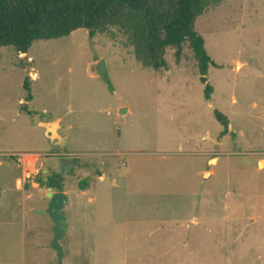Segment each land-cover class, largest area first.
<instances>
[{"label": "rangeland", "instance_id": "rangeland-1", "mask_svg": "<svg viewBox=\"0 0 264 264\" xmlns=\"http://www.w3.org/2000/svg\"><path fill=\"white\" fill-rule=\"evenodd\" d=\"M196 30L218 65L210 101L188 45L180 62L168 49L159 72L116 29L37 41L24 55L0 48V264H59L49 200L24 199L13 168L24 152L41 153L44 170L60 165L39 127L56 119L77 165L61 264H264V0H225ZM215 111L230 120L225 136ZM97 161L89 181L84 163Z\"/></svg>", "mask_w": 264, "mask_h": 264}, {"label": "trees", "instance_id": "trees-1", "mask_svg": "<svg viewBox=\"0 0 264 264\" xmlns=\"http://www.w3.org/2000/svg\"><path fill=\"white\" fill-rule=\"evenodd\" d=\"M225 0H0V48L12 47L20 55L28 54L37 41L71 37L77 31L90 38L118 30L133 48L135 59L144 68L161 71L167 68L168 49L176 50L177 61L189 46L197 62L208 101L214 88L208 83L212 60L204 37L196 30L197 19ZM77 32V33H76ZM27 101L32 100L30 81L25 80ZM26 110L25 107H23ZM229 133L230 120L214 112ZM37 176L44 189L64 192V178L55 172ZM86 190L87 180L79 185Z\"/></svg>", "mask_w": 264, "mask_h": 264}, {"label": "crops", "instance_id": "crops-1", "mask_svg": "<svg viewBox=\"0 0 264 264\" xmlns=\"http://www.w3.org/2000/svg\"><path fill=\"white\" fill-rule=\"evenodd\" d=\"M55 122H58L60 125L63 123L62 122V119H56V120L49 121V122H42L39 125V127H42V128H44L46 130L52 123H55ZM60 130H61V126L59 127V130H58V133L59 134H60ZM46 133H47V137H48L49 132L47 131ZM63 139H64V145L63 146L58 145L57 142H54V143L52 142V146L55 147L57 149V151H58V156H63L65 158H60L59 157L61 159L60 165H58L57 167H54L51 170H47L46 168H45L46 170H44V168H40L39 167L40 165L41 166H44V161H43V158H42V154L41 153L24 152V153H20V154H17V155H31V156H34L37 159V161H39L38 167L41 169L40 176H44L45 177L44 180H46V176L51 175L53 172H56L58 170H61V169L63 170V166H64V163L66 161L67 162H71L74 165V167H73L74 169L77 167V165L74 164L75 161L69 160L70 158L66 156V147L68 146V144H67L66 139L65 138H63ZM17 155H15L14 157H16ZM107 155L108 154H106L104 156H107ZM109 155H114V156L119 155V157H121L122 156V153L116 152V153L109 154ZM104 156H102V157H104ZM83 162L84 161H82V163ZM99 163L100 162H98V161L95 162V164L94 163H91V164L90 163H84V165H87L88 166L85 169L87 171L86 173H87V176L89 177V181L92 180V177L94 176V174L92 172H95L96 171V169H97L96 167H97V165ZM13 165H14L13 168L15 169V172L17 174V178H16V182H17V185H18L17 188L21 191L24 199L29 200V201H36V200H40L41 199L40 197L42 195H44L45 199L49 200L47 198V189H45L46 191H44V188H42L36 182V178L37 177L34 178V179H32V180H30V181H24L23 171L21 169V166L18 165V164H16V163H13ZM77 169H79V168H77ZM69 170H71V169H69ZM69 170H68V172H69ZM113 171H114L113 170V164H111V166L108 167L106 173L103 174V176H102L103 178H100V180L104 179L103 181H105L108 178V174L109 175H111V173L113 174ZM68 172L66 174L64 173V176H63L64 180H67L68 177H71V176L66 177L68 175ZM93 180H95V179H93ZM28 182H32L33 183L32 187L27 186L28 185L27 184ZM90 190L91 189H90V186L89 185H88V187H87L86 190L80 189V191H82L83 193L84 192H88V191L90 192ZM73 192H75V191L72 189V187L66 186V183L64 182V193L68 196L69 200L72 199L71 198V194ZM54 193H56V192L54 191ZM0 195H1V192H0ZM4 199L5 198H1L0 199V206L4 203V201H5ZM49 201H48V204H49ZM37 210L38 209L36 207H31V212L32 213H39V212H37ZM65 234H66V231H65ZM18 238L19 239H17V243H18V240H19V244H20V242H22V245H20V249H22V251L24 252V249H25V241H26L24 227H22ZM7 254H8L9 257L11 256V251L9 249L7 250Z\"/></svg>", "mask_w": 264, "mask_h": 264}, {"label": "water", "instance_id": "water-1", "mask_svg": "<svg viewBox=\"0 0 264 264\" xmlns=\"http://www.w3.org/2000/svg\"><path fill=\"white\" fill-rule=\"evenodd\" d=\"M99 71L100 74L103 76L105 82L108 84V86L112 88V84L108 76L106 64L104 62L99 63ZM125 112L126 109L121 110L122 114H124ZM59 127L60 124L58 122L52 123L47 128V131L49 132L48 138L51 142L53 143L57 142L58 145L63 146L64 139L58 133ZM207 174L208 173H206V175ZM47 198L50 200L47 212L52 218L54 223V239H53L52 248L59 253V264H61L63 254L59 242L65 234V230L62 228V223L66 220L62 212L69 203V198L64 192L54 193L53 189L51 188L47 189Z\"/></svg>", "mask_w": 264, "mask_h": 264}, {"label": "built area", "instance_id": "built-area-1", "mask_svg": "<svg viewBox=\"0 0 264 264\" xmlns=\"http://www.w3.org/2000/svg\"><path fill=\"white\" fill-rule=\"evenodd\" d=\"M16 157L22 168L24 181L32 180L41 174V169L37 168L39 161L34 156L17 155Z\"/></svg>", "mask_w": 264, "mask_h": 264}, {"label": "flooded vegetation", "instance_id": "flooded-vegetation-1", "mask_svg": "<svg viewBox=\"0 0 264 264\" xmlns=\"http://www.w3.org/2000/svg\"><path fill=\"white\" fill-rule=\"evenodd\" d=\"M73 167H74V165L71 163V162H65L64 163V166H63V170L61 169V170H58V171H56L55 173L57 174V175H62V177L64 176V173L66 174L67 172H68V170L69 169H73ZM53 174H54V172H53Z\"/></svg>", "mask_w": 264, "mask_h": 264}]
</instances>
